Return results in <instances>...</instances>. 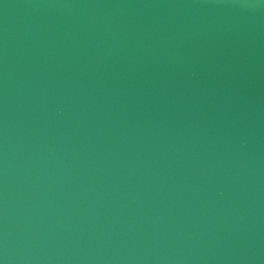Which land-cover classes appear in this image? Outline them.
<instances>
[{
  "label": "water",
  "instance_id": "1",
  "mask_svg": "<svg viewBox=\"0 0 264 264\" xmlns=\"http://www.w3.org/2000/svg\"><path fill=\"white\" fill-rule=\"evenodd\" d=\"M0 264H264V0H0Z\"/></svg>",
  "mask_w": 264,
  "mask_h": 264
}]
</instances>
